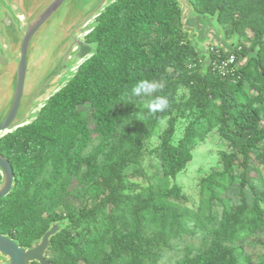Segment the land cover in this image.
Listing matches in <instances>:
<instances>
[{
    "label": "trees",
    "instance_id": "16d2710c",
    "mask_svg": "<svg viewBox=\"0 0 264 264\" xmlns=\"http://www.w3.org/2000/svg\"><path fill=\"white\" fill-rule=\"evenodd\" d=\"M188 1L238 44L212 46L206 64L182 28L177 0L107 6L85 36L94 54L31 123L0 142L15 175L14 189L0 198V233L29 246L51 221L66 219L46 253L53 264H162L166 252L174 253L172 264H264V0ZM230 54L243 64L223 75L216 67ZM142 78L166 81L169 109L149 115L141 108L131 90ZM191 116L176 138L177 124ZM164 120L147 177L139 167L144 144ZM214 128L226 144L222 169L201 179L194 210L171 180L192 161L196 133ZM237 158L245 167L238 176ZM47 165L60 182L30 201ZM185 235L199 246L182 247ZM258 247L259 258L247 251Z\"/></svg>",
    "mask_w": 264,
    "mask_h": 264
},
{
    "label": "water",
    "instance_id": "95a60500",
    "mask_svg": "<svg viewBox=\"0 0 264 264\" xmlns=\"http://www.w3.org/2000/svg\"><path fill=\"white\" fill-rule=\"evenodd\" d=\"M116 0H0V135L27 125L48 99L71 78L73 69L90 58L96 45L85 36L104 9ZM180 23L198 53L202 42L231 51L215 16L196 14L188 0H177ZM217 24V25H216ZM191 33H197L191 38ZM234 39V38H233ZM243 64L238 60L237 66ZM78 68V67H77ZM15 175L0 152V198L12 192ZM67 224L53 220L47 230L21 245L0 233V264H53L46 253L51 237Z\"/></svg>",
    "mask_w": 264,
    "mask_h": 264
},
{
    "label": "rangeland",
    "instance_id": "374dc122",
    "mask_svg": "<svg viewBox=\"0 0 264 264\" xmlns=\"http://www.w3.org/2000/svg\"><path fill=\"white\" fill-rule=\"evenodd\" d=\"M196 34L197 33H191L190 37L195 38ZM237 37H234V39L231 37H227V40L230 44L236 46L238 44L236 39ZM200 47H203V49L206 47L208 49L212 48V46L208 42L200 43L198 48L200 49ZM77 67L73 69L72 76L76 72ZM82 108L85 109V106H83ZM38 112L36 113V116ZM189 118L190 119L184 120L177 124L176 138H179L183 135L187 121L188 120L189 122L192 121L191 118H193V116ZM166 127H167V122L166 120H164L160 123L156 132L144 144V151L141 161L139 163V167L146 173L147 177L151 176V173L153 171L151 164L156 165L149 151L160 143V133H162L163 130L166 129ZM12 132L6 133L4 135H0V142ZM196 134L198 135L197 136L198 138L194 139V141L191 144L192 154H193L192 161L186 165L185 169H183L177 174L174 180H171V182L177 183L181 187L182 193L186 197V200L183 202V204L194 210L199 205V190L201 185L200 183L201 179L206 177L208 174H210L212 170L222 169L220 152L226 150L225 148L226 144L219 139L218 132L216 131L215 128L209 132L200 133L198 131ZM260 145L264 146V142L261 143ZM257 152L258 151L253 152L252 162H255L254 155ZM242 162L243 161L241 158L239 159L237 158V160L235 161L237 176L238 174H240L245 170V167L242 165ZM258 168L261 175L264 177V162L260 163L258 165ZM43 171H42L43 173L41 172L42 175H38L37 182L34 184V186L31 189L32 195L30 196L31 197L30 201L38 202L39 199L43 196L44 191L48 187L51 186L53 187L58 182H60L59 181L60 178L55 176L57 170L53 168V166L47 165L44 167ZM249 172H252V170H250ZM127 180L129 182H137V184L140 186H146L148 181L147 178L143 179L141 177H129ZM229 191L230 194L232 193L231 195L234 197L238 194L237 187L231 188ZM179 241L182 243L181 244L182 247L185 245H190L193 248H197L200 244L196 238H190L188 235H185ZM247 251L254 252L253 256L256 258H259L262 255V249H260V247L256 249L248 248ZM177 254H181V251H178ZM48 255H50V252ZM174 257L175 256L173 252H166L165 257L162 259L161 263L172 264Z\"/></svg>",
    "mask_w": 264,
    "mask_h": 264
},
{
    "label": "clouds",
    "instance_id": "9594fccd",
    "mask_svg": "<svg viewBox=\"0 0 264 264\" xmlns=\"http://www.w3.org/2000/svg\"><path fill=\"white\" fill-rule=\"evenodd\" d=\"M166 81L157 79L142 78L132 87V95L139 97L141 108L149 115L164 112L171 106L170 97L165 94ZM143 112L139 120L144 121Z\"/></svg>",
    "mask_w": 264,
    "mask_h": 264
},
{
    "label": "built area",
    "instance_id": "2783aa9c",
    "mask_svg": "<svg viewBox=\"0 0 264 264\" xmlns=\"http://www.w3.org/2000/svg\"><path fill=\"white\" fill-rule=\"evenodd\" d=\"M236 56L234 54H230L228 56V58L226 60H222L220 64L217 65L216 69L223 75H225L227 72H229V70L227 69L229 67L230 64L236 63ZM216 65V64H215ZM231 69H233L231 67Z\"/></svg>",
    "mask_w": 264,
    "mask_h": 264
}]
</instances>
